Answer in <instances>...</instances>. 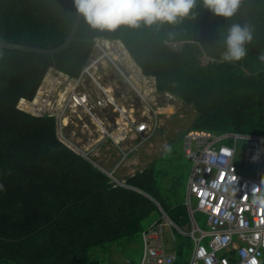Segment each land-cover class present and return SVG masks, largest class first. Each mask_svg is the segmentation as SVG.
<instances>
[{
	"label": "trees",
	"instance_id": "1",
	"mask_svg": "<svg viewBox=\"0 0 264 264\" xmlns=\"http://www.w3.org/2000/svg\"><path fill=\"white\" fill-rule=\"evenodd\" d=\"M193 11L195 18L175 25L122 26L112 32L94 30L82 17L73 42L52 56L0 49V264H92L99 248L118 244L124 251L158 218L154 201L176 225L188 223L185 187L176 176L160 174L152 165L126 180L141 193L114 188L106 175L61 142L56 117L17 108L20 100H34L50 70L79 78L97 39L105 40L102 46L110 54L118 52L123 62L129 54L145 87L154 78L158 93L192 107L189 131L264 136V0H241L227 20L202 4ZM76 14L74 0H0V42L57 48L68 38ZM233 23L248 25L253 40L245 58L228 63L220 59V37ZM107 41L120 42L128 53ZM132 62L137 74L129 69L130 80L137 89L140 74ZM51 77L32 103L21 101L23 110L44 111L46 87L62 83L55 78L51 84ZM168 177L170 185L164 186ZM175 248V264H186L191 241L178 236Z\"/></svg>",
	"mask_w": 264,
	"mask_h": 264
},
{
	"label": "built area",
	"instance_id": "2",
	"mask_svg": "<svg viewBox=\"0 0 264 264\" xmlns=\"http://www.w3.org/2000/svg\"><path fill=\"white\" fill-rule=\"evenodd\" d=\"M102 39L95 40L94 55L83 68L79 78L69 79L60 73L52 78L61 79V87H71L62 91L61 113L53 115L57 119V135L63 134L62 116L69 112L71 104L80 106L92 116L87 98L83 92V82L90 81L110 103L117 116H121L124 126L120 127L118 140H135L129 150L123 152V159L129 153L146 144L162 124L164 108L152 106L143 92L134 88V83L122 67V59L118 52L110 54L102 46ZM110 42V41H107ZM113 47L116 44L110 42ZM114 50V48H113ZM116 54V55H114ZM105 63L134 91L143 104L129 108H121L109 100L106 91L100 84V67ZM54 101L47 102L49 106ZM60 104L56 98L54 106ZM41 112L49 114L47 106ZM145 110H144V109ZM52 110V106H51ZM108 136V131L104 132ZM109 137V136H108ZM112 141L117 138L109 137ZM61 142H65L62 141ZM66 143V142H65ZM118 144H116L117 146ZM264 149V136L225 133L213 135L202 131H186L182 138L184 156L190 161L187 188L184 204L191 223V229H179L157 204L159 218L152 222L142 233V256L140 264H174L176 253L168 248L166 234L173 240V231L189 237L193 242V250L186 264H251L255 259L260 264L264 253V206L253 201L252 188L264 191V151L253 159L252 153L257 148ZM75 152V149L71 147ZM90 149H79L76 152L83 159L93 164ZM113 186H123L112 173H107ZM237 177L239 187L233 192ZM196 212L206 218V229L199 227L194 219Z\"/></svg>",
	"mask_w": 264,
	"mask_h": 264
},
{
	"label": "crops",
	"instance_id": "3",
	"mask_svg": "<svg viewBox=\"0 0 264 264\" xmlns=\"http://www.w3.org/2000/svg\"><path fill=\"white\" fill-rule=\"evenodd\" d=\"M130 59H131V57H130ZM133 63H134V61H133ZM125 64H126V62H125ZM136 67L139 71L138 75L140 74L139 76H137V81L139 83L138 84L139 89H141V91L143 92L144 95L146 93L150 98H154L155 97L154 93H157V91L155 89V85H156L155 79L145 77V78L150 79V82L148 83V87H145L144 82H142V80L140 78V76H142V77H144V76L142 75L141 70L138 68L137 65H136ZM127 69H128V74H131L130 70H129V66ZM57 74L58 73L51 70V76H52L51 79L53 78V76L56 77ZM100 84H102V86L104 87V90H106L107 88H111V94L113 97V101L122 109L123 108H129L130 107L129 105L131 104V102H133V103L139 102L138 96L134 93V91L125 82H123L122 79L118 78L117 74H115L114 71L107 65H101V67H100ZM83 85L84 86L82 89H83V92L87 98V105L91 109L92 116L89 115L85 111L84 108L71 104L69 107L70 111L68 113L64 114L61 118V122L63 125V131H65L69 137H73L72 142L76 143V145L79 146V148H81V149L83 148L84 150L90 149V151L92 153L91 158L94 162L93 164H91V163L90 164L94 168H96L99 172H101L107 176L109 183L112 185V187H114V188L120 187L123 189H127V190L129 189V190H133V191H137V192L141 193L136 188H134L130 185H127L126 180L129 177L135 176L137 173H141L142 171L147 169L149 166L154 165L155 169H156L157 160L159 158L163 157L166 154V152L164 151L163 152L164 154L159 156L158 158L150 159L148 157V154H147V156L143 155V150L141 148H144V147L141 146L138 150L129 153V155L125 159H123V152L129 150L133 145H135V140L126 139V140L121 141V142L119 141L120 139L118 140L117 134L119 133L120 127L121 126L125 127V124L123 123L121 116H119V117L117 116L116 110H113L112 105L106 101V99L102 96L100 90L94 84H92L90 81L87 80V81L83 82ZM149 89H152V91L150 93L148 92ZM165 95H168V94H165ZM168 96H170V95H168ZM170 97L174 98L173 96H170ZM46 100H47V102H49L50 100L53 101V94L51 92H46L45 95L43 96L42 101H46ZM46 106L48 108V111H50L54 114H60L61 113L62 102L59 104L58 107L57 106L55 107V108H57V111L56 110L52 111L51 107L49 106L48 103L46 104ZM45 108H44V110H45ZM164 118H167V117L165 116ZM162 119H163V117H162ZM162 127H163V124L160 126V128L158 130H161ZM106 130L109 132H112V135H114L113 137L114 138L116 137L117 139L115 141H112L111 138H109V137L107 138L106 134L104 133ZM77 135L80 136V139L74 140V139H76L75 136H77ZM154 135L152 136V138L153 137L154 138L153 139L151 138L152 140L149 139V141L146 144L149 143V145L152 146L154 143H156V145H160L162 147L161 148V150H162L164 148V145L168 144L169 137L167 139H165L164 138L165 135H161V136H157V137H155L156 135L155 136ZM63 144H65L69 149H71V144L69 145L65 142H63ZM116 144H118V145L116 146ZM121 148H123V152L121 151L122 150ZM132 153H134V154H132ZM184 158H185V156H184ZM157 171H159V170H157ZM189 171H190V169H189ZM107 173H112L114 175V177L116 178V180L123 182V186H113V184L111 183V180L108 177ZM159 175L160 174L156 175V180H161V175H160V177H159ZM188 175H189V173H188ZM187 181H188V179H187ZM186 188H187V185L185 187L184 197H183V202H182L185 209H186V206L184 204V201H185ZM154 203L157 206L158 203L155 201H154ZM157 209H158V207H157ZM186 215H187L188 223L185 226H178L172 220L171 221L179 229L184 230V231H188L191 229V223H190V219H189V216L187 213V209H186ZM158 218H159V216H158ZM158 218L153 219L152 222H154ZM194 219L200 228L206 229V219L202 213L196 212L194 214ZM202 220H205V228L201 227V225H200V222ZM147 227H145L141 231V233ZM175 231L176 230H174L173 232H175ZM141 233H140V244L142 245ZM177 233H178L177 236H182V237L187 238L191 241V243H192V249L190 252V255H191L192 250H193L192 240L189 237L181 235L179 232H177ZM173 236H174V234H173ZM172 241L174 242L172 247L170 248L168 246V244H167V246H168V248L173 249L175 251L176 260H177V252H176V248H175L176 236L174 237L173 240H171V242ZM190 255H189V257H190ZM263 256H264V253H263ZM189 257H188V259H189ZM188 259H187V261H188ZM176 260H175V262H176Z\"/></svg>",
	"mask_w": 264,
	"mask_h": 264
},
{
	"label": "clouds",
	"instance_id": "4",
	"mask_svg": "<svg viewBox=\"0 0 264 264\" xmlns=\"http://www.w3.org/2000/svg\"><path fill=\"white\" fill-rule=\"evenodd\" d=\"M240 3L241 0H74L77 13L87 25L101 32H112L122 26L137 28L141 25H175L185 18H195L196 13L193 10L198 4L227 20L235 16ZM252 40L253 32L248 25L233 23L227 26L220 37L224 49L220 56L221 61H241L248 53L246 45ZM164 151L170 153L172 147L166 144ZM261 151L264 149L257 147L252 158H258ZM234 180L233 192L240 186L237 177ZM252 198L254 202L264 206V191L258 192L253 187ZM251 264H257V261L253 259Z\"/></svg>",
	"mask_w": 264,
	"mask_h": 264
},
{
	"label": "rangeland",
	"instance_id": "5",
	"mask_svg": "<svg viewBox=\"0 0 264 264\" xmlns=\"http://www.w3.org/2000/svg\"><path fill=\"white\" fill-rule=\"evenodd\" d=\"M114 44H116V47L120 48V52L122 50V54L126 53L123 51V47L121 46L120 42H114ZM93 55H94V53H93ZM127 55L122 57L126 61V64H125V62L122 61L123 62V63H121L122 67L125 69V71L127 73H128V69H127L128 66H129V69H131L133 72H135L134 67L131 66L132 61H131L129 55L128 56ZM132 64H133V62H132ZM103 65H106V64L103 63ZM114 73L116 74V72H114ZM49 74H50V72L46 75V77L43 81V84H44V82L47 79V76ZM135 74H137V73L135 72ZM118 78L122 79V81L124 82V80H123L124 78L119 77V76H118ZM51 82H53V81H51ZM43 84L40 86V89H41V87H43ZM51 87H52V85H51ZM40 89L37 91L36 95L40 92ZM107 89L111 91V88H107ZM48 90H51L52 91L51 93L53 94V101L54 102L51 104L52 111H53L56 109L54 106V104L56 103V98L59 97V93L62 92L63 88L61 87V84H59L54 89L46 87L45 93ZM157 93H154L155 94L154 98H150L148 95L145 98L150 103V105H152V106L157 105L161 108H164L162 110V112L166 113L167 118H163V120H162L163 127L161 130H157V132L155 134L156 136L155 135L154 136L157 137V136L165 135V137H164L165 139H167L169 137V141H168L167 145H170L172 147V151L170 153H166L163 157H161L157 160L156 169L160 171V174L168 171L169 176H171L170 174H173L174 176H176V178L179 179V182L181 183V185L183 187H186L187 179H188V173H189L191 163L189 162V160L183 159L181 156L183 154V149H182V138L183 137L182 136H184L183 134L192 125V121L195 118V111L192 109V107L185 106L178 99L172 98V97L165 95V94H162V93H158V94ZM36 95H35V97H36ZM21 101H23V100H21ZM30 103H32V102H30ZM20 104H21V102H20ZM131 104L134 106H139V104L141 105V104H143V102H141L139 99L138 103L131 102ZM50 113L52 115H56L52 112H50ZM35 115H38V114H35ZM108 136L113 137L114 135H112V132L108 131ZM108 136H106V137L108 138ZM59 137H60L59 138L60 140L65 141L69 145L71 144V147L73 149H75V153L79 152V149H81V148H79V146L76 145V143L72 142L73 137H69L65 131L63 132L62 137H61V135H59ZM75 138L76 139H74V140H79L80 136L77 135V136H75ZM144 145H142V147H144V148H141L143 150V155L147 156V154H148V157L150 159L158 158L159 156L164 154L163 153L164 148L161 150L162 147L160 145H156V143H154L152 146H150L149 143L146 144L145 146ZM132 154H134V153H132ZM91 155H92V153L90 152V156ZM159 177H160V175H159ZM170 179H171V177H168L167 179H165L166 184H164V186L170 185V183H169ZM200 225H201V227L205 228V220H202L200 222ZM173 234H174V237L176 236V238H178V236H177L178 233L176 231L173 232ZM166 240L168 242V246L171 248L172 245L174 244V242L173 241H172L173 243L171 242V239H170L168 234H166ZM118 246H119L118 244H114V245H111L109 247V249H106V250H103L101 248L97 249V250H100L102 252H99L100 256H98L97 260H94L93 259L94 257L93 258L91 257L92 258L91 259L92 264H97V263L100 264V262H103L104 264H140V260H141V256H142V245L140 244V241L138 243H134L131 246L127 247L126 249H124V251L119 249Z\"/></svg>",
	"mask_w": 264,
	"mask_h": 264
},
{
	"label": "water",
	"instance_id": "6",
	"mask_svg": "<svg viewBox=\"0 0 264 264\" xmlns=\"http://www.w3.org/2000/svg\"><path fill=\"white\" fill-rule=\"evenodd\" d=\"M81 18H82V16L77 13L76 14V18H75V22L73 24L72 30H71L68 38L65 40V42L62 45H60L57 48H54V49H40V48H36V47H31V46L18 45V44L7 43V42H0V49L19 51V52H25V53H33V54H41V55H50V56L56 55L58 53L63 52L65 49H67L68 46L73 42V40L75 39L76 33L78 31V28H79V25H80V22H81ZM52 71H54V70H52ZM49 72L51 73V70ZM56 73H58V72H56ZM42 84H43V82H42ZM36 97H37V95H36ZM20 102H21V100H20ZM20 102H19L17 108L22 110V111H24V112H26V113H29V112H27V111H25V110H23L21 108ZM26 102H28V101H26ZM28 103H30V102H28ZM29 114H31V113H29ZM31 115H33V116H41V114H39V115L31 114ZM42 115H43V113H42Z\"/></svg>",
	"mask_w": 264,
	"mask_h": 264
},
{
	"label": "bare ground",
	"instance_id": "7",
	"mask_svg": "<svg viewBox=\"0 0 264 264\" xmlns=\"http://www.w3.org/2000/svg\"><path fill=\"white\" fill-rule=\"evenodd\" d=\"M106 94L108 95V98H109V100H112L113 101V97H112V94H111V91L110 90H106ZM24 101V100H23ZM26 102V101H25ZM28 104H30V103H28ZM164 118V117H163ZM62 139V138H61Z\"/></svg>",
	"mask_w": 264,
	"mask_h": 264
}]
</instances>
